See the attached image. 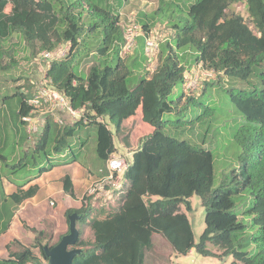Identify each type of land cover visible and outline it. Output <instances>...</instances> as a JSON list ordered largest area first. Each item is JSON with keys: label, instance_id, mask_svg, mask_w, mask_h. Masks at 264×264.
<instances>
[{"label": "trees", "instance_id": "16d2710c", "mask_svg": "<svg viewBox=\"0 0 264 264\" xmlns=\"http://www.w3.org/2000/svg\"><path fill=\"white\" fill-rule=\"evenodd\" d=\"M238 3H244L249 23L238 14L227 15L228 8ZM8 5L10 10L5 12ZM163 6L162 0L154 16ZM186 16L182 23L164 18L170 22L173 36L160 45L155 69L129 90L127 80L132 70L118 55L117 43L122 40L118 14L92 0H0V41L19 33L27 45H38L39 50L47 52L55 51L61 43H69L66 59L51 61L46 77L73 109L84 111L83 118L72 125L59 126L51 116H46L42 131L32 144L34 155H43L47 160L49 156L61 155L82 127L90 125L96 131L95 152L104 162L103 175L106 161L115 153V148L112 132L97 119L107 118L118 134L122 123L139 110L141 121L148 125V134L128 163L124 174L127 186L116 197L120 202L114 211L105 210L104 205L93 209L92 197L84 196L80 208L64 212L66 224L67 216L73 213L80 216L77 221L80 223L91 216L88 223L93 241L80 240L78 231L75 247L82 252L72 264H144L145 252L151 250L154 234H160L179 255L194 250L204 257H216L207 249V244L211 243L223 251V257L233 258L231 264H264V72L259 74L262 78L258 88L226 90L244 118L234 135L242 149V163L217 188L212 187L213 153L167 135L164 128L173 121L162 119L172 113L169 96L175 86H183L191 67L247 81L255 69L264 64V0H194L188 5ZM143 29L148 33L145 23ZM87 30L95 34L96 54L106 57L115 51L117 62L103 66L93 64L85 75H79L72 55ZM13 96H18L19 101L16 119L20 125H25L22 118L28 117L33 108L26 104L27 96L23 93L17 91ZM184 97L182 93L177 102ZM186 104L202 103L199 99L187 98ZM212 112L213 109L206 106V113L212 115ZM21 160L14 168L27 166ZM47 163L38 168L36 176L56 165ZM62 183L64 192L72 195L69 176H64ZM21 187L18 185L17 194L12 196L17 204L32 197L37 190L33 186L22 194ZM242 193L252 198L246 212L253 216L252 224L258 226L256 236L250 238L260 243L256 253L243 250L249 243L242 239L247 225L234 212V197ZM194 195L201 199L205 212V228L198 242L186 214L192 210L189 199ZM180 206L184 207V212ZM24 227L35 233L33 246L48 264L40 243L45 233ZM64 234L48 247H53ZM32 262L38 260L30 248L10 252L6 259L0 260V264Z\"/></svg>", "mask_w": 264, "mask_h": 264}, {"label": "rangeland", "instance_id": "374dc122", "mask_svg": "<svg viewBox=\"0 0 264 264\" xmlns=\"http://www.w3.org/2000/svg\"><path fill=\"white\" fill-rule=\"evenodd\" d=\"M92 1L114 13H118L121 18L122 40L121 43H117L118 47H120L118 55L132 70L127 80V87L131 90L137 85L138 80L142 76H149L158 63V54L152 58H148L145 55V40L149 39L157 43L158 49L164 41H170L173 31L170 28V22L167 20L170 19L171 21H180L182 23L187 17L188 5L194 0H163L164 6L157 16H154V12L161 5L162 0ZM9 10L10 5L6 7L5 12H9ZM226 12L227 15L238 14L243 17L245 22L249 23L244 3L233 4ZM143 23L149 28L148 33L144 32ZM127 28H134L137 36L135 37L133 50L125 53L123 50L125 45L124 30ZM94 35L93 31L87 30L80 37L79 46L73 52V64L76 68V73L79 75H85L88 68L93 64L103 66L105 64L114 65L117 62L114 55L115 51L106 57H99L96 54L95 47L97 42ZM56 51L60 52V54H56L53 61L65 60L69 51V43H61L53 52ZM42 52L38 49V45L32 47L27 45L19 33H13L8 38L0 41V99L2 100V98L8 96L5 99L6 112L16 113L19 101L18 96H13V94L17 91L27 96L26 98H33L37 95L40 82L46 77V70L50 64L49 61L42 59ZM188 72L186 82L196 80L197 86L187 93L184 91L185 81L183 86L177 85L173 88L169 96L173 111L171 114H165L162 118L163 120L173 121V123L167 125L164 128V132L190 144L202 146L213 153L214 179L212 187L214 189L220 186L221 182L226 180L228 175L242 163V149L237 145L234 135L244 122V118L231 102L226 90H251L260 87L262 76L259 74L264 72V64L255 69L252 77L247 81L231 79L222 74H214L212 78L207 80L204 78L206 77L205 70L197 66L191 67ZM182 93L185 94V97L177 102L178 97ZM187 98L199 99L202 104L198 106L186 104ZM206 106L213 109L212 115L206 113ZM45 113L46 108L41 107L36 109L33 114L32 119L38 120V128L44 122V118L50 116L45 115ZM51 117L55 119L60 117L65 125H70L71 123L64 115H51ZM97 121L105 124L112 132L115 154L124 156L127 163H131L132 153L138 148L142 138L148 134V125L141 121L140 111L138 110L134 117L122 123V129L118 134L107 118L97 119ZM17 128L20 132L22 131L19 124H17ZM37 136L38 134L34 133V136L28 139L29 142L24 148L25 151L19 147L15 158H10V147L4 151L3 154L7 156L8 162L0 163V175L3 178L10 179L14 183L25 182L29 177L36 174L39 167L47 166L48 161L49 163L60 165L64 162L75 160L79 164L90 168L94 176H98V170L104 169V162L97 157L95 152L96 131L93 126H83L78 136L70 140V147L65 152L61 155L49 156L48 160L43 155H34L32 152V144L37 141ZM20 159L27 166L22 169L14 168ZM126 186L127 183H125L124 188ZM58 196L57 194L55 195L57 199H59ZM151 199L155 200V198ZM234 199L236 202L234 212L238 213L239 220L247 225V230L243 234L242 239L244 242L249 241V243L243 250L249 253H256L260 243H255L250 238L256 236L258 226L252 224L253 216L246 212L251 206L252 198L247 193H242L234 197ZM189 201L192 210L186 214L191 223L195 242H198L205 228V212L198 196H192ZM119 202L120 198H114L107 201V203H104L102 199H91L90 204L93 209L104 205L105 210L112 212ZM46 207L50 208L48 202ZM180 210L182 212L185 211L183 206H180ZM91 215L93 216L94 213H91ZM39 219H36L31 224L32 226L34 225L36 231L45 233V236L40 239L42 246L53 245L58 240L59 235L64 234L68 230V223L66 224L65 218L60 225L56 223L47 225L43 220ZM90 219L91 216L85 222L76 221V229L80 232V240L85 242L93 241V234L88 223ZM25 238L22 240L23 248H30L38 260V262L29 264H47L40 255L39 249L33 246L35 233L25 229ZM21 249L18 247L17 251H21ZM207 249L216 257H204L197 254L194 250H191L186 255H179L173 251L169 243L160 234H154L152 236V248L150 251L145 252L144 264H231L233 261L231 256L223 257L221 255L223 251L214 247L211 243L207 244Z\"/></svg>", "mask_w": 264, "mask_h": 264}, {"label": "crops", "instance_id": "0c3cea01", "mask_svg": "<svg viewBox=\"0 0 264 264\" xmlns=\"http://www.w3.org/2000/svg\"><path fill=\"white\" fill-rule=\"evenodd\" d=\"M17 124L19 122L16 119V113L6 112L5 99L4 101L0 99V163L8 162L7 156L3 154L7 148L10 147L11 150L10 158H15L19 147L25 151L24 148L29 142L25 125L19 124L22 129L20 132ZM70 125L72 124L70 123ZM98 171V176L101 177L103 171ZM66 175L71 181L72 195H67L63 189L62 181ZM98 176H94L90 168L79 164L77 161L55 165L49 171L39 176L33 175L22 183H14L1 176L0 260L6 259L10 252H17L18 247L23 248L22 240L26 239L24 225L34 228L31 223L38 218L47 225L51 223L60 225L64 220L66 210L80 208L87 187L93 180L99 178ZM18 185H22L20 188L22 194L33 186L37 190L32 197L17 204L12 196L17 194ZM56 194L59 195L60 200L55 197ZM47 202L50 208L46 207Z\"/></svg>", "mask_w": 264, "mask_h": 264}, {"label": "built area", "instance_id": "2783aa9c", "mask_svg": "<svg viewBox=\"0 0 264 264\" xmlns=\"http://www.w3.org/2000/svg\"><path fill=\"white\" fill-rule=\"evenodd\" d=\"M136 36L137 33L134 28H127L124 30L125 45L123 50L125 53L133 50ZM144 52L148 58L155 56L158 52L157 43L149 39L145 40ZM56 54L59 55L60 52L43 51L41 57L43 60L51 62L55 59ZM205 72V79L208 80L213 77L212 71ZM186 78L187 74L185 75V82ZM40 83L41 84L39 85L37 95L33 98H26V104L31 106L33 110L30 112L28 117L22 118V121L25 123L27 135H30L29 139L34 136V133L39 135L44 126V122H42V125L38 128V120L35 118L32 119L36 109H40L41 107L46 108L45 115H64L71 121V124L83 118L84 111L73 109L69 103V100L63 94L59 93L55 88H53L50 80L47 77H45ZM196 86V80L188 81L184 83V91L186 93L190 92V90L195 89ZM53 121L59 126L65 125L60 117L56 119L53 118ZM85 122L86 120H84V123ZM127 167L128 163L124 156L120 154L117 155L115 153L112 154L106 161L105 174L90 183L86 189L85 195L92 197V199H102L104 203H107V201L118 197L123 191H125L124 174L127 170Z\"/></svg>", "mask_w": 264, "mask_h": 264}, {"label": "water", "instance_id": "95a60500", "mask_svg": "<svg viewBox=\"0 0 264 264\" xmlns=\"http://www.w3.org/2000/svg\"><path fill=\"white\" fill-rule=\"evenodd\" d=\"M80 216L76 213L67 216L68 230L61 236L59 241L51 248L43 246V252L48 259V264H72L75 257L81 254L82 250L76 248L79 233L76 229V221Z\"/></svg>", "mask_w": 264, "mask_h": 264}]
</instances>
